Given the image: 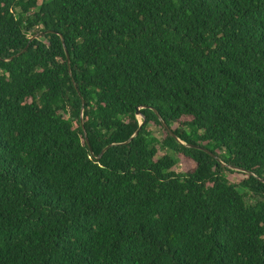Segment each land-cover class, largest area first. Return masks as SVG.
<instances>
[{"label": "trees", "instance_id": "1", "mask_svg": "<svg viewBox=\"0 0 264 264\" xmlns=\"http://www.w3.org/2000/svg\"><path fill=\"white\" fill-rule=\"evenodd\" d=\"M0 264H264V0H0Z\"/></svg>", "mask_w": 264, "mask_h": 264}, {"label": "water", "instance_id": "2", "mask_svg": "<svg viewBox=\"0 0 264 264\" xmlns=\"http://www.w3.org/2000/svg\"><path fill=\"white\" fill-rule=\"evenodd\" d=\"M37 35H38V34L34 35L32 38H34V37L37 36ZM61 38H62L63 44H64V46H65V51H66L67 58H68V64H69V67H70V56H69V52H68V49H67L66 44H65L64 36H63L62 34H61ZM18 54H20V53H18ZM11 58H13V57H11ZM83 107H84V102H83ZM137 113H138L139 115H141L139 110L137 111ZM161 120H162V124H163V126H164L169 132H171V133L176 137V135L174 134V132L172 131V129L170 128V126L168 125V123H167L165 120H163V119H161ZM143 122H144V121H141V124H143ZM137 133H138V131H136L134 135H137ZM134 135H133V136H134ZM85 136H86L87 143H88V145H89V147H90V149H91V152L93 153V150H92V147H91V144H90V141H89V139H88V136H87L86 131H85ZM133 136H132L129 140H131V139L133 138ZM129 140H128V141H129ZM178 140H179L181 143H185L184 141H182V140H180V139H178ZM128 141H126V143H127ZM111 145H114V143H113V144H110V145H107V146L102 150V152L100 153V155L98 156V158H100V157L102 156V154L107 150V148H109ZM188 145H189V146H192V147H199V148H201V149H204V150L210 152L207 148L202 147V146H200V145H196V144H188Z\"/></svg>", "mask_w": 264, "mask_h": 264}, {"label": "rangeland", "instance_id": "3", "mask_svg": "<svg viewBox=\"0 0 264 264\" xmlns=\"http://www.w3.org/2000/svg\"><path fill=\"white\" fill-rule=\"evenodd\" d=\"M40 2H41V0H40ZM139 118H141V115H139ZM152 131H153L154 135H156L159 138L163 136V131L161 130V128H159L157 126L156 127H152ZM191 165H192L191 163H189V162H187V161H185V160L182 159L178 163V165H177L176 168L178 170H183V169H186L187 167H190ZM230 176H231V178L233 180H236L237 178L240 179V177H241V176H237L236 174H230ZM247 201L254 202V198L247 197Z\"/></svg>", "mask_w": 264, "mask_h": 264}]
</instances>
